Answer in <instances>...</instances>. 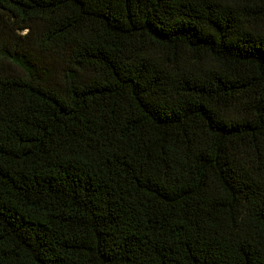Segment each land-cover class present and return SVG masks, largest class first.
Wrapping results in <instances>:
<instances>
[{
	"label": "trees",
	"instance_id": "trees-1",
	"mask_svg": "<svg viewBox=\"0 0 264 264\" xmlns=\"http://www.w3.org/2000/svg\"><path fill=\"white\" fill-rule=\"evenodd\" d=\"M0 264H264V0H0Z\"/></svg>",
	"mask_w": 264,
	"mask_h": 264
}]
</instances>
